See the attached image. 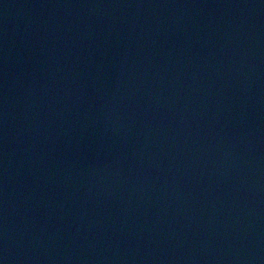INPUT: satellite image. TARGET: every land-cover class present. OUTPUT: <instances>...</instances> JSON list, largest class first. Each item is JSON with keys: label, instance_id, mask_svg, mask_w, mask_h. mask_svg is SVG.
Returning <instances> with one entry per match:
<instances>
[{"label": "water", "instance_id": "obj_1", "mask_svg": "<svg viewBox=\"0 0 264 264\" xmlns=\"http://www.w3.org/2000/svg\"><path fill=\"white\" fill-rule=\"evenodd\" d=\"M0 264H264V0H0Z\"/></svg>", "mask_w": 264, "mask_h": 264}]
</instances>
